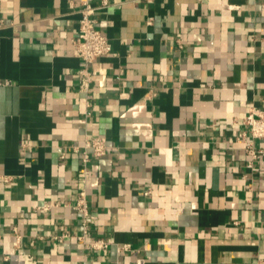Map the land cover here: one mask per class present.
I'll return each instance as SVG.
<instances>
[{"label": "crops", "instance_id": "1", "mask_svg": "<svg viewBox=\"0 0 264 264\" xmlns=\"http://www.w3.org/2000/svg\"><path fill=\"white\" fill-rule=\"evenodd\" d=\"M82 1L0 0V264H264V151L250 167L243 136L264 0H109L87 92ZM87 135L108 142L87 178L102 250L73 207Z\"/></svg>", "mask_w": 264, "mask_h": 264}, {"label": "built area", "instance_id": "2", "mask_svg": "<svg viewBox=\"0 0 264 264\" xmlns=\"http://www.w3.org/2000/svg\"><path fill=\"white\" fill-rule=\"evenodd\" d=\"M110 4L109 0H103L97 4L96 0H83L80 6L79 29L73 38L77 56L81 59L82 67L79 69L81 74L80 89L83 91L91 90L93 74L91 64L99 57L108 55L112 52V44L108 36L98 27L97 11ZM1 84V80H0ZM247 130L243 133L244 138L250 134L251 138H245V151L248 156V165L256 167L260 161V156L264 148L256 146V140L264 141V105L261 108L252 107L244 118ZM73 153H79L81 156L80 180L82 185L77 192V198L73 207L82 214V231L78 235L88 246L95 250H102L110 246L111 242L105 238L88 239L89 232L93 229L96 214L91 210L88 199V176L90 166L94 159L104 156L108 151L107 138L104 136L87 135L83 145L72 144L69 147ZM67 148H65L60 157L66 159ZM57 204H45L43 209L48 210ZM67 235H61L59 240L62 241ZM19 241V237L17 243ZM125 246H119L123 250Z\"/></svg>", "mask_w": 264, "mask_h": 264}]
</instances>
